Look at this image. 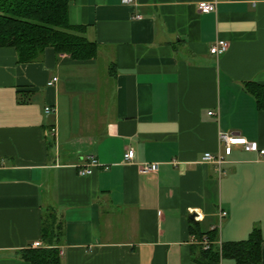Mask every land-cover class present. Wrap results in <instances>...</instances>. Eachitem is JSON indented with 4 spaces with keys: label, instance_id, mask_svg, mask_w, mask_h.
I'll list each match as a JSON object with an SVG mask.
<instances>
[{
    "label": "crops",
    "instance_id": "0c3cea01",
    "mask_svg": "<svg viewBox=\"0 0 264 264\" xmlns=\"http://www.w3.org/2000/svg\"><path fill=\"white\" fill-rule=\"evenodd\" d=\"M69 21L95 58L46 47L20 62L0 47V264H32L48 215L62 227L59 264H198L193 235L221 252L254 232L264 264V159L239 146L221 173L202 162L224 151L221 132L264 147V108L245 85L264 86V0H73ZM218 40L229 45L215 55Z\"/></svg>",
    "mask_w": 264,
    "mask_h": 264
},
{
    "label": "trees",
    "instance_id": "16d2710c",
    "mask_svg": "<svg viewBox=\"0 0 264 264\" xmlns=\"http://www.w3.org/2000/svg\"><path fill=\"white\" fill-rule=\"evenodd\" d=\"M72 1L0 0V47H14L20 62L38 60L46 47H53L76 60L95 58L98 44L84 35V27L70 24ZM245 85L264 108V86L256 82ZM46 219L44 238L48 247L26 252L25 257L32 264H59L60 261L56 246L61 241L62 227L57 225L54 216L48 215ZM260 246L261 237L254 232L247 240L223 243L221 252L215 247L200 250L197 262L211 264L228 256L236 258L239 264H257L261 261Z\"/></svg>",
    "mask_w": 264,
    "mask_h": 264
},
{
    "label": "built area",
    "instance_id": "2783aa9c",
    "mask_svg": "<svg viewBox=\"0 0 264 264\" xmlns=\"http://www.w3.org/2000/svg\"><path fill=\"white\" fill-rule=\"evenodd\" d=\"M124 3H133L135 4L137 0H123ZM198 10L202 13H210L215 12L217 10V2L216 1H200L197 4ZM141 16H137L139 18ZM228 42L225 40H218L211 48L210 52L215 55H220L224 53L228 48ZM58 81V77H53L49 80L48 85H54L55 82ZM55 109L52 106H46L45 112L51 113ZM213 114V112H210ZM52 132H56V128H51ZM220 142L223 145L224 151H218L216 153L213 152H205L202 155V162L210 163L216 166L219 173L223 172L222 170V163L225 162L227 156L231 155L235 147L241 146L247 151H255L258 153L259 157L264 159V147H260L257 142L248 140L244 136L236 133V132H221L220 133ZM135 151L132 148H129L124 153V161L131 162L134 160ZM99 162L97 159L92 158L86 166L79 168V173L81 175L90 174L93 171L95 165ZM160 164L158 162H143L140 164V171L141 173H156L158 172ZM221 216L224 218L226 216V212L223 211ZM199 216H195L197 220ZM192 242L198 244L202 249L209 250L215 245V240L211 238L210 235L203 234V235H193ZM43 244L40 240L33 243V247L39 248ZM220 249L222 248V243L218 245Z\"/></svg>",
    "mask_w": 264,
    "mask_h": 264
},
{
    "label": "water",
    "instance_id": "95a60500",
    "mask_svg": "<svg viewBox=\"0 0 264 264\" xmlns=\"http://www.w3.org/2000/svg\"><path fill=\"white\" fill-rule=\"evenodd\" d=\"M195 216L193 215L192 218H194Z\"/></svg>",
    "mask_w": 264,
    "mask_h": 264
}]
</instances>
